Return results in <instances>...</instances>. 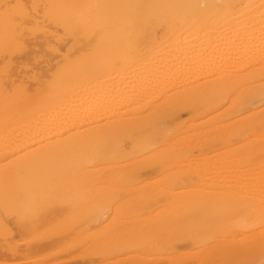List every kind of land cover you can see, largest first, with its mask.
Returning <instances> with one entry per match:
<instances>
[{"label": "bare ground", "instance_id": "obj_1", "mask_svg": "<svg viewBox=\"0 0 264 264\" xmlns=\"http://www.w3.org/2000/svg\"><path fill=\"white\" fill-rule=\"evenodd\" d=\"M0 264H264V0H0Z\"/></svg>", "mask_w": 264, "mask_h": 264}, {"label": "rangeland", "instance_id": "obj_2", "mask_svg": "<svg viewBox=\"0 0 264 264\" xmlns=\"http://www.w3.org/2000/svg\"><path fill=\"white\" fill-rule=\"evenodd\" d=\"M24 236H25V235H24ZM16 238L20 240L21 236L18 234V235L16 236ZM42 253H43V251H42ZM61 256L64 257V256H66V254H62V253L60 254V253H59L58 258H60Z\"/></svg>", "mask_w": 264, "mask_h": 264}]
</instances>
